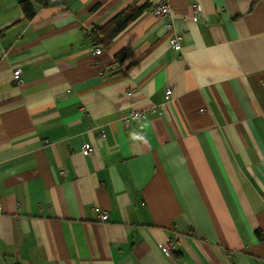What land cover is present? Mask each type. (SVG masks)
Segmentation results:
<instances>
[{
    "label": "crops",
    "instance_id": "obj_1",
    "mask_svg": "<svg viewBox=\"0 0 264 264\" xmlns=\"http://www.w3.org/2000/svg\"><path fill=\"white\" fill-rule=\"evenodd\" d=\"M21 1L0 0V264H264V0H169L180 51L151 5L93 41L150 0Z\"/></svg>",
    "mask_w": 264,
    "mask_h": 264
},
{
    "label": "trees",
    "instance_id": "obj_2",
    "mask_svg": "<svg viewBox=\"0 0 264 264\" xmlns=\"http://www.w3.org/2000/svg\"><path fill=\"white\" fill-rule=\"evenodd\" d=\"M68 2L69 0H23L20 2V7L24 11L26 18L31 20L35 15L36 6L44 8H64ZM149 6V2L142 6H130L105 25L94 27L91 31L93 41L108 48L112 40ZM122 55L123 53H120L116 58L121 60Z\"/></svg>",
    "mask_w": 264,
    "mask_h": 264
},
{
    "label": "built area",
    "instance_id": "obj_3",
    "mask_svg": "<svg viewBox=\"0 0 264 264\" xmlns=\"http://www.w3.org/2000/svg\"><path fill=\"white\" fill-rule=\"evenodd\" d=\"M151 8L153 9V13L156 17L160 19L166 20V27L169 31V39L171 43L174 46V49L176 51L181 50V37L176 32L174 28L173 23V13H172V7L170 5L169 0H150ZM196 10L199 12V7L196 5ZM101 47H96L95 53L96 55H100L102 53ZM14 77L16 79L17 83H23V79L21 78V69L16 68L14 70ZM171 92L168 91V95H170ZM149 110H131L128 112L122 119V122L125 126H129L131 121L140 119V118H146L148 115ZM84 152L85 153H91L93 152V146L90 143L85 144L84 146ZM109 217V212L107 210L102 209L101 210V218L102 220H106Z\"/></svg>",
    "mask_w": 264,
    "mask_h": 264
}]
</instances>
